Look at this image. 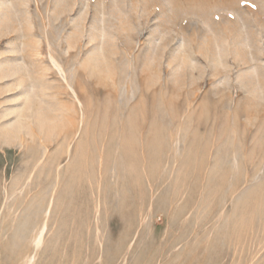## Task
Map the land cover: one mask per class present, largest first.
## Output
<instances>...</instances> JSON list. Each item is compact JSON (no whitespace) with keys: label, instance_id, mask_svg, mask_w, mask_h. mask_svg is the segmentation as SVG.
I'll use <instances>...</instances> for the list:
<instances>
[{"label":"rangeland","instance_id":"374dc122","mask_svg":"<svg viewBox=\"0 0 264 264\" xmlns=\"http://www.w3.org/2000/svg\"><path fill=\"white\" fill-rule=\"evenodd\" d=\"M38 1L28 5L41 55L14 64L59 122L48 137L0 144V264H24L44 220L34 264H264V0H65L64 11ZM82 5L88 30L104 13L113 70L86 77L79 66L80 106L51 66L40 18L55 42ZM157 17L170 30L150 48ZM19 35L0 34V51ZM87 41L55 53L77 63ZM15 77L0 79V118L21 104L23 87L6 88Z\"/></svg>","mask_w":264,"mask_h":264},{"label":"bare ground","instance_id":"6f19581e","mask_svg":"<svg viewBox=\"0 0 264 264\" xmlns=\"http://www.w3.org/2000/svg\"><path fill=\"white\" fill-rule=\"evenodd\" d=\"M29 2L30 0H16L15 3H19L18 5L24 6L23 11L18 13V11L8 5V3H13L11 0H0V34H4V32H7L8 30L10 32L13 30H19L20 32V35L18 36V39L20 41L19 43L16 44L15 42L11 41L4 50L0 51V79L14 75L16 77L14 78L13 82L7 84V90H10L11 87L18 85L23 87L22 90H20V92L15 94V96L13 97V99L15 100L20 99L21 104L15 107H10L6 109L3 114H1V118L5 116L8 117V115L10 116L11 114L14 116L13 120L2 125L0 124V144L5 145H11L16 141H20V143L22 144L24 140L23 135L27 134L30 137H34L36 135V132L40 135H43L44 137H48V135L56 129L59 122L58 115L56 114L53 116L49 114V110H46L44 108L47 105L43 107L41 104L36 102L37 95L33 91L32 87H30V85L27 86L23 83L24 67L22 66V64H14V62H17L19 59V57H17L18 53L23 52L24 54L35 57H39L41 55V52L39 50L40 38L36 34L32 33V30H34L36 26L31 13L29 12ZM36 3H39V1L36 0ZM55 3H58L60 5L62 9L61 11H64L71 6L69 3H66L65 0H55ZM37 12L40 13L39 5H37ZM85 12L86 10L84 9V5H82L77 15L70 19V23H72V29L68 31L64 37H62V34H60V32L62 33V31L60 30L58 32V38L55 39V42L53 40H49V29L51 27V24H44L42 20L43 17H39L41 22V33L43 37L46 38L48 45V58L51 66L57 71L61 79L66 83V85L70 89L71 94L74 97V100L77 101L80 106L82 105V103L76 87L79 85L78 82L82 77V75L78 73L79 66L82 68L86 77H92L99 74H105L106 76H109L111 75L113 70L107 54V51H109L108 49H111L113 46H108V40L105 39L106 31L104 26L101 25L104 22L102 18L104 13L102 10H99L100 16L96 17L88 30L84 25ZM13 16H15L14 22H16V25L14 27L12 26L14 23ZM117 18L119 19V22L117 24L118 29H120V31L125 30L123 19L121 18V16H117ZM157 21L158 22L156 24V27L151 32L148 41L150 44V48L156 46L154 43V35L157 34L158 36L162 37L170 30L168 27L164 26V22L162 21V19H160V17H157ZM17 24H19V26H17ZM86 32L88 35L87 43L95 40L96 43L88 49L85 56L79 62L76 63L75 61H72L69 64H65L62 56L64 54L69 55V51L71 49L78 48L80 37H82ZM29 36H31L35 40L31 38L30 40L25 41V39ZM60 41H64L65 43L62 47L63 55L55 53L56 50L54 47L57 42ZM122 41L124 44V50L126 51L125 54H129V51L133 46V40L129 35L124 34ZM182 45V43L178 44L175 53H179L181 51ZM23 53L22 58H24ZM151 55L152 52L148 50L143 60V64L145 67L144 69L149 66L152 58ZM237 56L239 57L240 61H242V63H248V60L245 59L240 49L237 51ZM248 68L249 71L247 72L252 74L254 67L248 66ZM44 70H47L46 66H44L43 71ZM244 76V74L240 75L241 80L244 79ZM126 93H129L133 96L135 94V90H130L128 88ZM52 201L53 199H50L48 202V210L45 214L46 216L49 213V208L52 205ZM46 228L47 222L46 220H44L32 237L34 250L31 255H28L24 258V264L35 263L36 251L41 247Z\"/></svg>","mask_w":264,"mask_h":264}]
</instances>
